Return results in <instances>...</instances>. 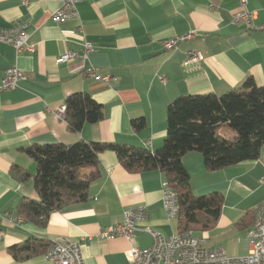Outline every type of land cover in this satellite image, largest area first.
Returning a JSON list of instances; mask_svg holds the SVG:
<instances>
[{
	"label": "crops",
	"instance_id": "0c3cea01",
	"mask_svg": "<svg viewBox=\"0 0 264 264\" xmlns=\"http://www.w3.org/2000/svg\"><path fill=\"white\" fill-rule=\"evenodd\" d=\"M77 6L78 18L56 23L57 1L0 0V31L22 27L34 47L32 53H17L0 42V75L17 66L26 76L16 90L0 93V264H51L45 255L21 263L10 248L34 241L52 244L60 237L82 245L85 264H130L126 240L98 237L122 223L124 211L139 206L147 208L148 219L138 225L135 247L152 246L147 228L165 237L180 233L178 219L169 218L163 208L166 175L159 169L129 172L111 151L99 155L97 167L82 171L84 177L97 175L85 202L52 214L45 227L25 220L17 213L20 201L39 199L33 182H21L20 173H13L36 174L26 149L83 140L155 152L164 145L167 108L177 98L222 96L249 78L264 88V31H245L232 23L241 0H84ZM246 10L264 25V0H246ZM194 30L193 40L165 50L164 41ZM86 42L93 46L87 61L58 62L64 53L81 54ZM190 53H201L204 60L187 63ZM88 67L114 83L87 76ZM78 92L88 93L103 108V119L86 124L80 133L55 115ZM141 118L146 126L137 131L132 121ZM220 135L236 138L229 128ZM183 163L195 195L223 196L217 227L200 236L211 248L247 256V230L264 205V147L258 160L214 172L197 152L187 154Z\"/></svg>",
	"mask_w": 264,
	"mask_h": 264
},
{
	"label": "trees",
	"instance_id": "16d2710c",
	"mask_svg": "<svg viewBox=\"0 0 264 264\" xmlns=\"http://www.w3.org/2000/svg\"><path fill=\"white\" fill-rule=\"evenodd\" d=\"M65 121L73 132L80 133L86 124L103 119V108L86 92L70 95L66 100ZM139 131L145 128L144 118L132 121ZM223 128L236 134L234 140L220 135ZM264 147V88L252 78L243 86L222 96H182L167 108V131L162 148L147 149L118 144L87 143L83 140L71 145L35 146L25 150L37 165L36 174L15 169L20 181H32L39 199L24 198L17 213L39 227L48 224L52 214L89 197V187L97 175L84 177L82 171L98 166L99 155L114 152L129 172L159 169L177 192L180 203L179 230L197 236L214 230L223 210V196L219 193L195 195L191 178L183 159L192 152L203 156L205 167L214 172L229 166L260 158ZM51 244L27 242L10 248L14 258L24 263L45 255Z\"/></svg>",
	"mask_w": 264,
	"mask_h": 264
},
{
	"label": "built area",
	"instance_id": "2783aa9c",
	"mask_svg": "<svg viewBox=\"0 0 264 264\" xmlns=\"http://www.w3.org/2000/svg\"><path fill=\"white\" fill-rule=\"evenodd\" d=\"M61 4L54 13L53 21L62 23L64 21L79 17L78 3L84 0H53ZM241 10L233 15L232 23L240 26L245 31H264V25L256 24V15L246 10V0H241ZM198 34L194 30L181 37L171 38L163 42L167 52L176 50L181 42L193 40ZM30 36L24 28L2 29L0 31V42L10 44L17 53L23 51L34 52V47L29 44ZM93 52L90 43L84 44L82 53L67 52L60 56L58 62L66 63L78 58L87 61L89 54ZM204 60L201 53H190L187 63H199ZM86 75L109 84L114 83L111 76H103L95 67H88ZM26 79L25 74L17 67L12 66L0 75V93L14 91L19 87L21 81ZM165 82L164 79H161ZM66 107L63 106L55 115L60 120H65ZM151 146V141L148 142ZM264 186V178L260 180ZM163 208L171 219H178L180 214V203L177 192L167 181L163 182ZM148 219V211L145 206L126 210L123 213V221L104 229L99 235L100 240L124 239L131 247L127 251L130 264H264V205L256 213L255 222L247 230L246 240L249 245L247 256H230L224 249L207 248V239L197 236L191 232H180L171 237H165L161 233L150 228L144 230L153 239L149 248L139 249L133 244L135 242L138 225ZM3 232L0 231V239ZM51 264H85L82 245L69 241L63 237L55 240L45 254Z\"/></svg>",
	"mask_w": 264,
	"mask_h": 264
},
{
	"label": "rangeland",
	"instance_id": "374dc122",
	"mask_svg": "<svg viewBox=\"0 0 264 264\" xmlns=\"http://www.w3.org/2000/svg\"><path fill=\"white\" fill-rule=\"evenodd\" d=\"M206 247H207V248H211L209 242L206 243Z\"/></svg>",
	"mask_w": 264,
	"mask_h": 264
}]
</instances>
